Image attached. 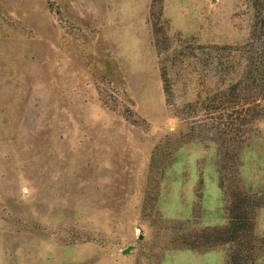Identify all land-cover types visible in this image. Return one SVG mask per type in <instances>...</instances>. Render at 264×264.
<instances>
[{"label": "rangeland", "instance_id": "obj_1", "mask_svg": "<svg viewBox=\"0 0 264 264\" xmlns=\"http://www.w3.org/2000/svg\"><path fill=\"white\" fill-rule=\"evenodd\" d=\"M251 25L247 0H0V264H227L204 234L235 189L264 264V121L230 90Z\"/></svg>", "mask_w": 264, "mask_h": 264}, {"label": "trees", "instance_id": "obj_2", "mask_svg": "<svg viewBox=\"0 0 264 264\" xmlns=\"http://www.w3.org/2000/svg\"><path fill=\"white\" fill-rule=\"evenodd\" d=\"M252 10L251 40L256 46L249 52L245 68H249L245 75V82L240 81L231 87V94L241 93L245 119L244 123L253 124L264 121V81L257 82L255 71L258 70V60L264 54V0H247ZM256 68V70L254 69ZM255 70V71H254ZM254 71V72H253ZM243 79V80H244ZM229 201L226 206V223L220 228H213L205 232V243L214 245H228L227 264H245L250 257L241 256L245 250L242 246L244 237L252 235L254 229L255 205L248 201L245 195L238 191L229 192Z\"/></svg>", "mask_w": 264, "mask_h": 264}, {"label": "water", "instance_id": "obj_3", "mask_svg": "<svg viewBox=\"0 0 264 264\" xmlns=\"http://www.w3.org/2000/svg\"><path fill=\"white\" fill-rule=\"evenodd\" d=\"M131 247V246H130ZM129 250V247L128 248H126L124 251L126 252V251H128Z\"/></svg>", "mask_w": 264, "mask_h": 264}]
</instances>
